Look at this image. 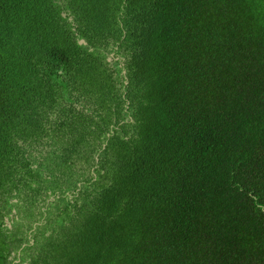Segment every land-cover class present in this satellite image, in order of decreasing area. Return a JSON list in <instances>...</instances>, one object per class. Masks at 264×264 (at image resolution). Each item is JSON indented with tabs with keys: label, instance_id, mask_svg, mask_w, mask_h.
Instances as JSON below:
<instances>
[{
	"label": "trees",
	"instance_id": "1",
	"mask_svg": "<svg viewBox=\"0 0 264 264\" xmlns=\"http://www.w3.org/2000/svg\"><path fill=\"white\" fill-rule=\"evenodd\" d=\"M22 243L264 264V0H0V264Z\"/></svg>",
	"mask_w": 264,
	"mask_h": 264
},
{
	"label": "flooded vegetation",
	"instance_id": "2",
	"mask_svg": "<svg viewBox=\"0 0 264 264\" xmlns=\"http://www.w3.org/2000/svg\"><path fill=\"white\" fill-rule=\"evenodd\" d=\"M31 237H32V233H30L27 236V239L29 240V244H32L33 242L31 240ZM24 246H25V243H22L18 249L11 252L8 258L9 264H29L30 259L23 257L22 249Z\"/></svg>",
	"mask_w": 264,
	"mask_h": 264
},
{
	"label": "water",
	"instance_id": "3",
	"mask_svg": "<svg viewBox=\"0 0 264 264\" xmlns=\"http://www.w3.org/2000/svg\"><path fill=\"white\" fill-rule=\"evenodd\" d=\"M79 44H85L84 40L81 39V40L79 41ZM8 226H9V225H8Z\"/></svg>",
	"mask_w": 264,
	"mask_h": 264
}]
</instances>
